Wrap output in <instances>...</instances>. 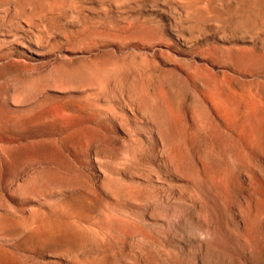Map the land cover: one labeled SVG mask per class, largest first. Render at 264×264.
I'll list each match as a JSON object with an SVG mask.
<instances>
[{
  "label": "rangeland",
  "instance_id": "obj_1",
  "mask_svg": "<svg viewBox=\"0 0 264 264\" xmlns=\"http://www.w3.org/2000/svg\"><path fill=\"white\" fill-rule=\"evenodd\" d=\"M0 264H264V0H0Z\"/></svg>",
  "mask_w": 264,
  "mask_h": 264
}]
</instances>
